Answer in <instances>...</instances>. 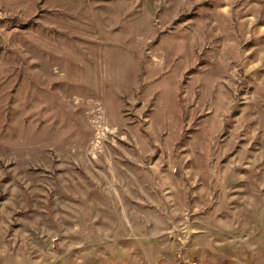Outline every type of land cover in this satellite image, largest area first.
<instances>
[{
    "label": "rangeland",
    "instance_id": "1",
    "mask_svg": "<svg viewBox=\"0 0 264 264\" xmlns=\"http://www.w3.org/2000/svg\"><path fill=\"white\" fill-rule=\"evenodd\" d=\"M0 264H264V0H0Z\"/></svg>",
    "mask_w": 264,
    "mask_h": 264
}]
</instances>
